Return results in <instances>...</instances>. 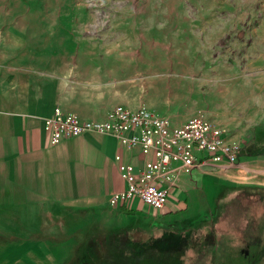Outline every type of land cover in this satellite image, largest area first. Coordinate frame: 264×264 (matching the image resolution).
<instances>
[{"label":"rangeland","instance_id":"1","mask_svg":"<svg viewBox=\"0 0 264 264\" xmlns=\"http://www.w3.org/2000/svg\"><path fill=\"white\" fill-rule=\"evenodd\" d=\"M18 31L28 38L33 59L43 60V52L62 69L77 63L116 105H145L175 125L204 114L229 130V139L247 145L245 156L264 153V0H0V51ZM245 171L230 175V186L245 187L235 182ZM192 172L207 211L185 225L218 220L213 234L223 250L215 260L208 255L215 244L210 229L186 232L194 259L175 252L172 264H264V189L240 188L219 200L228 188L220 178ZM133 205L154 214L140 200ZM124 227L66 240L46 261L75 264L95 232ZM75 246L77 255L68 257ZM25 247L13 251L12 263Z\"/></svg>","mask_w":264,"mask_h":264},{"label":"crops","instance_id":"2","mask_svg":"<svg viewBox=\"0 0 264 264\" xmlns=\"http://www.w3.org/2000/svg\"><path fill=\"white\" fill-rule=\"evenodd\" d=\"M18 35L12 43L3 41L7 47L0 51V264H50L46 259L56 258L64 241L84 239L94 230L150 227L155 220L184 227L187 218L207 211L193 172L181 173L167 187L165 211L138 213L132 202L125 207L131 213L111 207L110 196L126 187L120 164L138 169L154 156L127 149L116 137L101 133L52 145L44 122L55 108L101 121L119 105L108 100L106 87L91 81L77 63L62 69L43 52V60L33 59L28 38ZM240 163L244 169L235 173L246 169L244 180L235 182L264 187V160L241 157ZM214 175L223 188L230 186L228 177ZM24 246L22 256L12 263L10 255ZM77 249L66 255L76 256Z\"/></svg>","mask_w":264,"mask_h":264},{"label":"built area","instance_id":"3","mask_svg":"<svg viewBox=\"0 0 264 264\" xmlns=\"http://www.w3.org/2000/svg\"><path fill=\"white\" fill-rule=\"evenodd\" d=\"M104 120H83L80 116L55 108L44 122L52 145L78 136L101 133L116 137L127 149L139 148L143 154L154 156L136 169L130 163L120 164L126 187L114 193L109 204L124 209L133 200H140L153 210L165 211L169 185L181 173L202 170L230 177L243 167L239 160L241 142L229 139V130L204 114L175 125L145 105L131 109L120 104L106 113ZM204 152L206 156H199ZM120 161V157H116Z\"/></svg>","mask_w":264,"mask_h":264},{"label":"trees","instance_id":"4","mask_svg":"<svg viewBox=\"0 0 264 264\" xmlns=\"http://www.w3.org/2000/svg\"><path fill=\"white\" fill-rule=\"evenodd\" d=\"M260 128V127H259ZM264 131V126L261 127ZM255 136L257 130L254 131ZM256 139V138H255ZM260 141H264V137L260 138ZM242 145L239 152V160L244 157V147ZM264 149V148H263ZM264 153L258 152L257 154L246 155L249 157H260ZM245 156V157H246ZM251 189V187H239V186H228L219 200H221L226 194H230L233 190ZM261 191L264 187L257 188ZM122 212L131 213L132 211L128 208L121 209ZM217 221L214 224L201 223L195 225H185V227H174L172 225L159 223L151 225L150 227H124V229L118 230H100L94 233L91 240L86 246L80 251L79 258L75 264H172V254L175 252L180 255H187L188 259L192 261L194 259L193 251L188 247L185 235L189 232L190 235L201 232V230H209L206 234H212L210 240L215 241L212 249L213 253H209L215 260V253L217 250H223L217 242L214 227L217 225ZM176 228V229H175ZM250 235V234H249ZM248 235L247 241H253L254 239ZM223 236V235H222ZM171 244V245H170ZM176 247L179 249L172 248ZM188 249V250H186ZM170 258L172 260H170ZM213 263V262H212ZM188 264H191L188 263Z\"/></svg>","mask_w":264,"mask_h":264},{"label":"water","instance_id":"5","mask_svg":"<svg viewBox=\"0 0 264 264\" xmlns=\"http://www.w3.org/2000/svg\"><path fill=\"white\" fill-rule=\"evenodd\" d=\"M247 254V253H246Z\"/></svg>","mask_w":264,"mask_h":264}]
</instances>
